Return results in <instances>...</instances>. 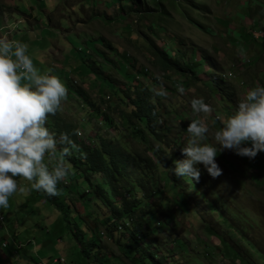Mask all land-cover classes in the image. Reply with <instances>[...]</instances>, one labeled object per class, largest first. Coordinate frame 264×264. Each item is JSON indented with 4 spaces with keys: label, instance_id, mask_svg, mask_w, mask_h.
<instances>
[{
    "label": "rangeland",
    "instance_id": "rangeland-1",
    "mask_svg": "<svg viewBox=\"0 0 264 264\" xmlns=\"http://www.w3.org/2000/svg\"><path fill=\"white\" fill-rule=\"evenodd\" d=\"M142 1V6L135 7L136 5H133L132 12H124L125 17L121 19L122 12L114 0H0V38L24 42L27 45L26 54L32 59L34 67L40 72L55 75L60 79L66 91L57 111L61 117L77 124L81 132L78 135H82L81 137L85 139L87 136L88 138L93 137L95 132L93 128L96 126L101 127V134L114 135L115 132L114 129H105L99 124V121H102V114L97 118L94 115L86 117L88 105L83 104L84 102L82 103L77 98H67L72 93L66 87L67 82L79 85L86 90L89 98L102 112L105 108L116 122L119 121L117 110L108 111L106 108L108 103L114 102L108 92L110 88H107L108 86L114 87L113 84L105 83L102 80L96 81L92 74L84 75L80 72L83 67L86 71H90L88 66H84L85 63L81 59L86 61L95 59L102 62L97 57V55H101L100 51L117 59L116 56H113L112 51L101 45L99 39L110 42L118 54H127L131 58L130 65H135L136 70H147L146 73L150 74L149 78L162 81V85L154 86V90H159L164 95H168L172 84L163 78L160 70L152 64L153 58L145 46L146 39L154 41L156 45L163 48H169L168 42L175 39L170 45L173 53L174 49H180L182 52L194 49L196 51L194 59H198L201 50L208 60L215 63L225 75L222 80L223 87L226 88L229 84L233 87V91L236 92L234 97L236 104L243 99L248 88L256 85L264 86V53L260 59L256 58V62L253 64L259 51H264V37L261 39V36L264 35V4L260 0H250L249 10L246 14L244 8H246L248 0H183V6L180 5V7L165 2L163 5L168 15L160 16L155 10H152V13L145 17L141 16V11L149 12L148 9H155V5L151 1H148V5L147 1ZM197 5L205 6L198 10L201 17L196 16L198 12L194 8ZM137 8L139 11H136ZM183 11L196 16L199 23L206 25L211 33H206L190 24ZM252 21H257L256 29L251 27ZM127 24L130 26V32L125 28ZM240 27L245 28L246 32L254 39H241L240 32H238ZM254 35L259 36L255 38ZM248 60L250 64H253L252 66L248 65ZM242 61L246 63L242 65ZM130 69L135 71L133 66L127 71L129 72ZM122 70L123 66L116 70L109 67L103 74L105 77L113 79L116 86H123L125 81L122 78ZM208 71L210 72L208 66H203L198 75L200 81L189 88L178 85L176 94L187 100L188 105L192 98H202L203 102L209 105V112L196 115L202 123L208 126L206 141L210 142L213 131L218 129L219 124L224 123L227 118L226 110L223 107L230 101L219 100L225 91L219 90L213 97L206 96L207 87L204 83L209 80ZM228 72L232 73L231 76H227ZM145 74L139 75L136 80L144 81ZM179 82H181L180 78ZM99 87L105 93L104 103L99 98ZM230 91H232L231 87ZM107 97L110 100H107ZM214 111H219V113L217 112L215 116ZM88 120L90 121L89 126L84 123ZM215 121H218L219 124ZM125 139L128 140V137ZM135 141L138 142V139ZM45 159L48 162L52 160L47 156ZM214 160L221 169L218 176L210 177L214 188L231 199L230 207L238 210V213H241L240 208L246 212L249 221L248 223L241 222L246 226V231L243 233L230 228L229 231L222 232L224 229H221V226L215 221L217 215L209 214L202 206L200 209L202 218L205 222L211 223V227L214 226L218 233H223L225 240L230 242V244L226 243L228 245L226 247L221 245L217 238L203 230L195 229L182 215L176 214L180 228L176 230L164 229L153 236L137 235L139 237H135L139 240L137 245L145 247L148 243L150 250L156 256L161 255L160 249L155 248L158 245L163 249V252L164 249L169 250V257H165L163 264H264V169L258 167L257 159L249 160L246 157L233 154L230 150L219 152ZM249 163H251L250 166ZM255 175L260 179L259 183L258 179L253 177ZM250 177L252 182L249 180ZM15 179L18 190L9 196L7 207H0V211L6 217L5 227L8 228V221H13L16 214L18 217L16 226L20 231L18 237L25 236L24 230L29 231L31 235V228H36L35 224L42 227L41 232H45L46 227L56 221V216H59V213L51 205L44 204L43 198L39 195L40 191L32 189L35 194L31 192L29 181L20 177ZM78 184L83 190L87 187L84 182ZM55 195L59 196L58 192ZM72 202H74L73 199ZM74 206L75 210L82 214V205L76 202ZM174 228L176 227H172V229ZM49 229L50 227L47 228V230ZM8 230L0 232V238H3L1 237L3 234L6 235L4 240H1L3 247L5 243H8L6 251L0 247V264H29L28 255L38 254L35 253L37 242L44 239L46 235L35 232L28 243H22L19 251L18 245L20 244L16 243ZM139 231H144V228L140 227ZM124 233L128 234L127 226ZM242 236H246L254 244L246 245L241 239ZM175 238L176 242L173 240ZM243 238L246 240L245 237ZM99 241L100 252L92 254L91 258L105 254L111 260L108 259V264L118 262V257L123 264H131L127 257H138V254L134 252V246H131L129 254H125L126 257L116 247L114 237H101ZM150 241H153L155 246ZM180 241H184L188 245L184 252L176 248ZM213 245H219L220 251L214 252L210 256ZM62 246L61 244L60 247ZM64 246L66 247V245ZM120 248L124 247L120 246ZM63 249L61 248L57 253L60 254V257L65 255V249ZM91 249L90 253H93ZM24 250L27 253L25 255L22 254ZM17 251L20 252V255L17 254ZM5 252H10V254ZM32 257L34 260L37 258V256ZM40 260L41 264H54L52 259L48 261L40 257Z\"/></svg>",
    "mask_w": 264,
    "mask_h": 264
},
{
    "label": "trees",
    "instance_id": "trees-1",
    "mask_svg": "<svg viewBox=\"0 0 264 264\" xmlns=\"http://www.w3.org/2000/svg\"><path fill=\"white\" fill-rule=\"evenodd\" d=\"M114 1L122 12L121 19L125 17L124 12H132L133 5H136L135 7L143 5L142 0ZM144 1H147V5L148 1L155 5V9H148L149 12L141 11L140 14L144 17L150 15L152 10H155L160 16L168 15L163 5L165 2L178 7L183 6V0ZM249 1L246 2V8H244L245 14L249 10ZM260 2L264 4V0H260ZM203 7L205 6L197 5L194 8L198 12L196 16H200L198 10ZM136 11H139V8ZM183 12L190 24L206 33H211L206 25L199 23L196 16L187 11ZM257 21H252V28L256 29ZM125 28L130 32L128 24L125 25ZM238 32H240L241 39H251L245 28L240 27ZM99 40H101V45L112 51L113 56H116L117 59L108 56L104 51H100L101 55H97L102 62L87 59L88 62L80 58L85 63L84 66L86 65L90 69V71H86L83 67L80 72L84 75L92 74L96 81L102 80L105 83L113 84L115 88L112 86L107 88H110L108 92L114 102L108 103L106 108L108 111L116 109L119 121L116 122L112 115L106 112L105 108L102 112L89 98L87 91L79 85L67 82L66 87L72 92L71 96L67 98H77L82 103L84 102L83 104L88 105L86 117L94 115L97 118L102 114V121H99V124L105 129H114V135L101 134V127L96 126L93 128L95 131L93 137L88 138L87 136L85 139L81 137L82 135H78V133L81 134L78 125L61 117L57 110L53 114L47 115L45 126L56 134L57 138L61 132L65 133L73 145L69 147V153L64 157L68 175L58 181L56 185L59 196L48 195L43 191H40L39 194L43 198L44 204L46 206L51 205L53 209L57 210L59 216H56L55 222H52L48 227L45 226V232H41L42 227L35 224L36 228L30 227L31 235L29 231L24 230L25 236L18 237L20 231L16 226L18 224L17 215L15 214L13 217L14 223L8 221L7 228L5 227L6 217L0 211L2 215L0 232L3 233L9 229L10 236L16 240L17 244H20L18 245L19 251L22 243H28L35 232L46 235L44 239L37 242L35 253L38 254L28 255L29 264H41L40 257L48 261L53 260L60 256L57 253L60 252L61 248L65 249H63L65 255L61 256L69 264H108L110 258H107L105 254L91 258L92 254L100 252L99 239L101 237H114L116 247L124 255L129 254L131 246H134V252L138 254V257L125 255L131 264H163L165 257H169V250L164 249L163 252V249L158 245L155 248L160 249L161 255L156 256L150 250L148 243L145 247L137 245L139 240L135 237L153 236L164 229L176 230L180 228L176 214L182 215L195 229L203 230V232L217 238L221 245L228 247L227 244L230 242L225 240L223 233H218L214 226L211 227V223L204 221L200 214L201 207H205L209 214L215 213L217 215L215 221L221 226V229H224L222 231L224 233L230 228L244 233L246 226L242 225L241 222L248 223L246 212L240 208L241 213H238V210L230 207L231 199L215 190L213 182L202 166L197 165L200 168L197 181L177 177L169 169L173 167L172 162L174 160L182 158L179 149L184 146L187 140L185 130L187 123L192 119H198L197 115L192 113L187 100L176 94L177 86L189 88L195 85L200 81L198 74L202 71V67L207 65L210 72L209 80L204 83L207 87L206 96H213L218 89L221 92L225 91L221 94V98H226L232 102L225 109H232L233 105H236L234 100L236 92L233 91V87L230 84L226 88L223 87V81L219 76L220 69L215 63L210 62L202 51L198 54L199 58L196 61L194 49L183 50V52L180 49H174L173 53L170 45L175 39L168 42L169 48L159 47L154 41L146 39L145 46L153 58L152 64L160 70L162 77L172 84L168 95H164L161 91L154 90V86H161L162 81L149 78L150 74L146 73L147 70H136L135 65H132L135 71L130 69L128 72L127 69L132 68L130 65L131 58L127 54H118L110 42ZM121 66H123L122 78L125 84L116 86L113 79L105 77L103 73L109 67L116 70ZM143 74H145V82L136 80L139 75L142 76ZM179 78L181 82H179ZM230 87L232 91H230ZM98 92L99 98L103 102L104 90L99 87ZM107 100L110 98L107 97ZM217 112L219 113V111H214L215 116ZM215 122L218 123V121ZM84 123L87 126L90 125L89 120ZM222 125L223 123L219 124L220 127ZM127 137L129 141L125 139ZM135 139H138V142ZM59 147L60 145L57 146V152L53 154L54 158L59 155ZM252 159H257L259 161L258 167L264 169V152L258 151ZM46 161L47 159H45V163ZM47 163L51 165L53 161H47ZM248 165L250 166L251 163ZM251 177L249 178L250 182H252ZM253 177L258 179L256 175ZM259 181L260 179H258V183ZM80 182L87 185L84 190L78 184ZM254 184L260 186L257 183ZM30 190L34 193L31 187ZM76 202L82 205V214L75 210L74 204ZM126 226L128 234L124 233ZM49 227L50 229L47 230ZM140 227L144 228V231H139ZM172 227L176 228L172 229ZM228 233L230 234V232ZM1 237L4 238L6 235L3 234ZM243 237L246 238V236L241 238L246 245L254 244L253 241L247 238L245 240ZM3 238H0V241L4 240ZM173 240L174 242L177 241L176 238ZM2 242H0V246ZM150 242L155 246L153 241ZM61 244L62 247H60ZM177 244L176 248L182 252L188 248L184 241ZM7 245L8 243H5L2 247L3 251ZM120 246L124 248L122 249ZM90 249L93 253H90ZM211 249L210 256L214 252H219L220 246L213 245ZM10 252L5 253L10 254ZM17 254L20 255V252L17 251ZM22 254L27 253L24 250ZM246 255L248 254L246 253ZM32 256H37L36 260ZM118 259L120 261V257ZM119 261L112 264H123Z\"/></svg>",
    "mask_w": 264,
    "mask_h": 264
},
{
    "label": "clouds",
    "instance_id": "clouds-1",
    "mask_svg": "<svg viewBox=\"0 0 264 264\" xmlns=\"http://www.w3.org/2000/svg\"><path fill=\"white\" fill-rule=\"evenodd\" d=\"M26 47L19 40L0 38V207H7L9 196L18 190L16 177L29 181L34 190L55 195L57 182L68 175L64 157L73 146L65 133L57 138L45 126L47 115L57 110L65 96V86L57 76L34 67ZM263 53L259 51L257 58ZM247 63L253 65L249 60ZM219 76L223 80L225 75L220 72ZM223 99L226 98L220 96L219 100ZM231 103L223 107L227 118L213 131L210 142H206L205 123L199 119L187 123V140L179 149L182 158L174 160L169 169L173 175L197 181L200 165L209 177L215 178L221 172L214 160L219 152L230 150L249 160L258 151L264 152V86L248 88L243 99L232 109H225ZM190 108L194 114L210 111L202 98H192ZM58 145L59 155L54 158ZM46 156L52 159L51 165L44 162Z\"/></svg>",
    "mask_w": 264,
    "mask_h": 264
},
{
    "label": "built area",
    "instance_id": "built-area-1",
    "mask_svg": "<svg viewBox=\"0 0 264 264\" xmlns=\"http://www.w3.org/2000/svg\"><path fill=\"white\" fill-rule=\"evenodd\" d=\"M2 220V215L0 213V221ZM0 247H3V243H1V246ZM53 263L54 264H69L67 261H65L64 258H61L60 256L56 257L53 259Z\"/></svg>",
    "mask_w": 264,
    "mask_h": 264
}]
</instances>
